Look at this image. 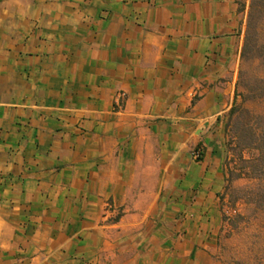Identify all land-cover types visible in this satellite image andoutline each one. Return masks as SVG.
Masks as SVG:
<instances>
[{"label":"crops","instance_id":"1","mask_svg":"<svg viewBox=\"0 0 264 264\" xmlns=\"http://www.w3.org/2000/svg\"><path fill=\"white\" fill-rule=\"evenodd\" d=\"M247 12L0 0V264H220Z\"/></svg>","mask_w":264,"mask_h":264},{"label":"trees","instance_id":"2","mask_svg":"<svg viewBox=\"0 0 264 264\" xmlns=\"http://www.w3.org/2000/svg\"><path fill=\"white\" fill-rule=\"evenodd\" d=\"M242 61V64L248 63L249 68L241 67L235 102L227 121L234 150L239 156V167L228 170L227 182L247 178L250 183L240 189L241 195L235 196L234 201L242 199L264 211V111L254 112L238 102V97L243 103L264 102V0L250 1ZM255 66L259 74L252 73L250 67Z\"/></svg>","mask_w":264,"mask_h":264},{"label":"rangeland","instance_id":"3","mask_svg":"<svg viewBox=\"0 0 264 264\" xmlns=\"http://www.w3.org/2000/svg\"><path fill=\"white\" fill-rule=\"evenodd\" d=\"M247 1L249 10L251 0ZM242 66L249 68V64L246 62ZM250 68L253 74L260 73L257 66ZM240 90L243 89L240 88ZM238 102L254 112L264 111V102L251 100L243 103L241 97H238ZM233 144L231 132L227 129L226 124L224 158L226 172L230 168L239 167V156L234 150ZM245 155L248 157L249 153L246 152ZM249 183L250 181L243 177L234 179L231 184L227 182L224 186L220 201L221 225L216 251L220 264H264V211L242 199L234 201L235 196L241 195L240 189Z\"/></svg>","mask_w":264,"mask_h":264},{"label":"built area","instance_id":"4","mask_svg":"<svg viewBox=\"0 0 264 264\" xmlns=\"http://www.w3.org/2000/svg\"><path fill=\"white\" fill-rule=\"evenodd\" d=\"M125 98H126V93L125 92H120L117 95V99H116V102H115V106H116L117 110H121L123 108V100ZM194 155H195L196 158L200 159L201 151L196 150L194 152ZM106 210H107L108 220H115V219H117L120 216V212L117 209H115L110 202L107 203Z\"/></svg>","mask_w":264,"mask_h":264}]
</instances>
